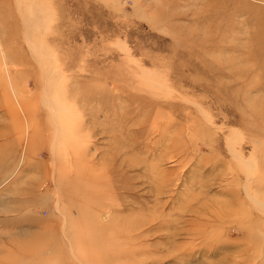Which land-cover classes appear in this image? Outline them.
Masks as SVG:
<instances>
[{
    "label": "rangeland",
    "instance_id": "rangeland-1",
    "mask_svg": "<svg viewBox=\"0 0 264 264\" xmlns=\"http://www.w3.org/2000/svg\"><path fill=\"white\" fill-rule=\"evenodd\" d=\"M0 264H264V0H0Z\"/></svg>",
    "mask_w": 264,
    "mask_h": 264
},
{
    "label": "bare ground",
    "instance_id": "bare-ground-1",
    "mask_svg": "<svg viewBox=\"0 0 264 264\" xmlns=\"http://www.w3.org/2000/svg\"><path fill=\"white\" fill-rule=\"evenodd\" d=\"M45 95H46V94H45ZM45 95H44V96H45ZM46 100L48 101V99H46ZM47 103H48V102H47ZM45 104H46V103H45Z\"/></svg>",
    "mask_w": 264,
    "mask_h": 264
}]
</instances>
